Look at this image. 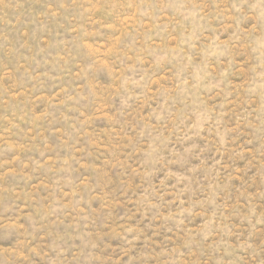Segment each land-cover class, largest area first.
<instances>
[{
	"label": "rangeland",
	"instance_id": "1",
	"mask_svg": "<svg viewBox=\"0 0 264 264\" xmlns=\"http://www.w3.org/2000/svg\"><path fill=\"white\" fill-rule=\"evenodd\" d=\"M0 264H264V0H0Z\"/></svg>",
	"mask_w": 264,
	"mask_h": 264
}]
</instances>
